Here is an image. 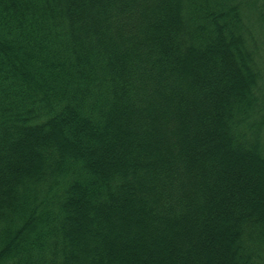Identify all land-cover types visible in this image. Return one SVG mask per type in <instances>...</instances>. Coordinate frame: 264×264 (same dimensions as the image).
<instances>
[{"label": "trees", "instance_id": "obj_1", "mask_svg": "<svg viewBox=\"0 0 264 264\" xmlns=\"http://www.w3.org/2000/svg\"><path fill=\"white\" fill-rule=\"evenodd\" d=\"M0 264H264V0H0Z\"/></svg>", "mask_w": 264, "mask_h": 264}]
</instances>
